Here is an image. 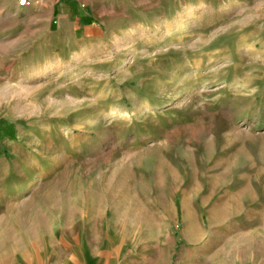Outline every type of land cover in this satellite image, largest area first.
Returning a JSON list of instances; mask_svg holds the SVG:
<instances>
[{
  "label": "rangeland",
  "instance_id": "374dc122",
  "mask_svg": "<svg viewBox=\"0 0 264 264\" xmlns=\"http://www.w3.org/2000/svg\"><path fill=\"white\" fill-rule=\"evenodd\" d=\"M11 11L0 264H69L80 215L110 264H264V0H128L83 51Z\"/></svg>",
  "mask_w": 264,
  "mask_h": 264
},
{
  "label": "crops",
  "instance_id": "0c3cea01",
  "mask_svg": "<svg viewBox=\"0 0 264 264\" xmlns=\"http://www.w3.org/2000/svg\"><path fill=\"white\" fill-rule=\"evenodd\" d=\"M11 7L13 36L33 33L38 44L36 48L49 50H91L96 48L105 34L109 33L110 18L123 19V13L115 8L128 0H30L24 7H19L13 0H0ZM119 10V9H117ZM128 18V15H125ZM117 17V18H118ZM128 21H121L117 31H123ZM102 43V42H101ZM34 44L31 46L33 47ZM92 223V216L84 219ZM83 218H78L77 237L72 261L69 264H110L106 253L107 245L102 250L92 243L91 234L83 232ZM85 230V229H84ZM94 235V234H93ZM90 244H82V238Z\"/></svg>",
  "mask_w": 264,
  "mask_h": 264
},
{
  "label": "built area",
  "instance_id": "2783aa9c",
  "mask_svg": "<svg viewBox=\"0 0 264 264\" xmlns=\"http://www.w3.org/2000/svg\"><path fill=\"white\" fill-rule=\"evenodd\" d=\"M13 1H15L19 7H24L28 4L30 0H13Z\"/></svg>",
  "mask_w": 264,
  "mask_h": 264
},
{
  "label": "bare ground",
  "instance_id": "6f19581e",
  "mask_svg": "<svg viewBox=\"0 0 264 264\" xmlns=\"http://www.w3.org/2000/svg\"><path fill=\"white\" fill-rule=\"evenodd\" d=\"M199 15H200V14H199ZM197 17H199L198 14H197V16H196L195 18H197Z\"/></svg>",
  "mask_w": 264,
  "mask_h": 264
}]
</instances>
